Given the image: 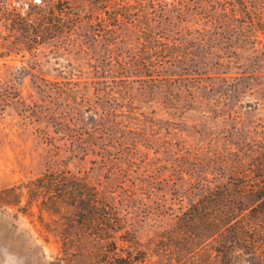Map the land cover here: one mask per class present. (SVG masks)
<instances>
[{"label":"rangeland","instance_id":"374dc122","mask_svg":"<svg viewBox=\"0 0 264 264\" xmlns=\"http://www.w3.org/2000/svg\"><path fill=\"white\" fill-rule=\"evenodd\" d=\"M174 1L85 0V52L10 60L38 77L0 78V264H264V0H215L182 23ZM119 64L153 77L125 78L108 104L98 72ZM80 142L90 153L71 155ZM58 168L115 195L108 241L91 212L27 194Z\"/></svg>","mask_w":264,"mask_h":264},{"label":"trees","instance_id":"16d2710c","mask_svg":"<svg viewBox=\"0 0 264 264\" xmlns=\"http://www.w3.org/2000/svg\"><path fill=\"white\" fill-rule=\"evenodd\" d=\"M170 4V3H169ZM173 10L176 12L179 22H184L185 14L195 10L196 13L202 15L210 10H218L215 0H196L192 4L188 0H175ZM238 10L241 5L238 3ZM87 22V7L85 0H0V60L3 61L0 69L14 70L18 67L11 65L10 60L21 55L26 58L27 55L37 57L38 52L46 45L54 44L56 47H64L62 44L72 45L79 51L85 52L84 42L76 37L77 31L84 29ZM81 36H84L81 34ZM87 37V36H85ZM108 65L103 66V71H99L97 80L99 87L97 90L102 94L107 103L114 100V93H121L123 86L118 84L125 82V78L140 77L143 82H149L153 77L151 68L144 64L137 66H128L127 64H119L114 66L112 72L107 70ZM11 71L10 75L0 72V78L6 79L8 76L19 77L25 79L27 75L38 77L32 66L23 65L17 72ZM110 71V72H109ZM119 78L113 81L117 84V90L111 88L106 78ZM72 78V77H71ZM46 92L45 90H42ZM113 91V93H112ZM75 90H69L67 93H74ZM14 96H8L7 100L13 99ZM25 104L24 109L37 111L39 114V103ZM106 111L111 119L109 125L114 122V110L111 106ZM116 113V112H115ZM51 116L57 118V111H53ZM116 118L118 113H116ZM94 117V116H93ZM93 121L94 118H93ZM70 132V129H64ZM91 144L84 142L76 143L74 151L71 155H88L90 153ZM27 187V194L32 196H41L43 201L52 202L55 205L65 203L72 208L87 210L90 215L82 221H87L92 226L91 234L101 242L108 241L109 235L117 229L110 226L111 215L113 210L117 209L115 195L106 191V186L94 183L88 179H84L77 174L64 169H54L35 179ZM98 210V212H96ZM217 219V218H216ZM230 215L219 216L216 223L222 224L230 221ZM102 225L105 229H98L94 225ZM191 224V223H190ZM189 224V225H190ZM217 224V225H218ZM215 224V227L217 226ZM136 264L132 254L128 253L127 264Z\"/></svg>","mask_w":264,"mask_h":264}]
</instances>
